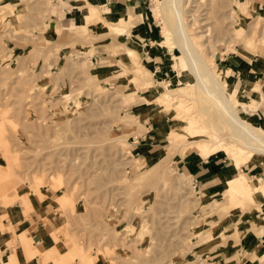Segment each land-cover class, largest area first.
<instances>
[{
	"label": "rangeland",
	"instance_id": "374dc122",
	"mask_svg": "<svg viewBox=\"0 0 264 264\" xmlns=\"http://www.w3.org/2000/svg\"><path fill=\"white\" fill-rule=\"evenodd\" d=\"M55 1L0 0V168L5 165L9 171L8 181L0 183V204L14 205L20 198L9 203L3 202V197L8 199L19 191L24 192V199L34 197L35 202L54 204L52 216L58 222H50L52 237L69 249L60 253L58 263L76 264L79 257L73 258L70 253L76 247L85 252L84 258L93 257L96 264H208L194 246L222 236V231L217 234L212 226V216L218 212L222 217L231 208L256 201L227 192L223 196L230 204L222 213L217 205L204 208L206 199L198 196L193 177L180 160L190 156L188 159L196 162L208 157L186 146H170L206 138L174 141L169 133L173 129L185 132V116L197 118L209 129L210 119L216 123L219 118L214 106L205 117L199 98L189 90L167 109L157 101V89L144 85L149 81L152 87L161 85L160 91L174 95L180 82L186 87L196 84L181 49L174 43L162 4L159 0L148 2L153 25L156 28L159 24L161 35V41L154 37L153 42L169 53L167 63L174 76L170 85V80L157 81L159 76L143 64L140 53L135 59L129 56V61L103 67L111 70L104 75L96 58L105 48L128 53L122 42L89 29L97 20L89 22L91 3L87 0L85 25L72 29L84 40L70 41L68 44L80 48L61 56L64 43L55 40L61 28L51 24L58 11ZM100 5H93L99 15H109ZM262 9L264 12V5ZM247 10L249 13L241 0H184L188 33L213 71L223 70L221 64L229 66L224 61L228 52H244L252 60L264 46V18L251 11L250 3ZM96 25L111 28L100 22ZM120 26L126 28L124 23ZM248 34L253 41L245 39ZM54 53L57 57L50 62ZM57 62L58 67L52 70ZM135 62L149 75L131 71ZM228 74L223 70L218 77L230 97ZM233 77L230 71L228 78L233 81ZM238 101L242 119L264 130V120L252 116L249 101H243L240 92ZM183 102L191 107L189 113L178 108ZM139 103L148 109L132 111L131 106ZM260 107L264 102L255 110ZM141 109L150 112L139 118ZM129 112L137 113L136 117ZM156 125H164L167 131ZM146 132L162 136H153L150 144L154 145L143 152L148 147L138 149L136 145L140 144L138 137ZM211 158L229 166L224 175L225 189L229 174L243 175L241 169L245 167L264 166V155L255 154L240 166H235L224 152ZM10 167L17 175H11ZM25 205L28 212L32 211Z\"/></svg>",
	"mask_w": 264,
	"mask_h": 264
},
{
	"label": "crops",
	"instance_id": "0c3cea01",
	"mask_svg": "<svg viewBox=\"0 0 264 264\" xmlns=\"http://www.w3.org/2000/svg\"><path fill=\"white\" fill-rule=\"evenodd\" d=\"M87 1L93 5L100 2L102 4L100 8L109 11V15L102 14L101 17L96 8L97 6L95 5V7L90 4L91 12H87L89 22L92 20L96 21L98 18L97 22L100 21V23L111 27H98L96 25L97 22H93L91 26H88L94 32L93 34H107V37L111 41L122 42L124 47H126L127 53L129 51L135 52L136 55L140 53L143 55V64L145 66L147 65L159 76L157 81L170 80V85L174 76L170 73L172 70L169 69L170 65L167 63L169 53L162 52L161 48L157 47L153 42L154 37L161 41V35L159 24L157 23L156 28L153 25L154 22L150 15V6L148 3L149 0ZM55 3L58 11L55 14L56 16L52 17L51 24L61 28L55 40L64 43V46L60 49V54L61 56H66L68 50L71 51L73 48H80L77 44H68L70 41L84 40L83 37L73 30L85 25L84 11L86 2L85 0H62V2L56 0ZM241 3L246 13H249L247 8L250 3L251 11L253 10L264 18V12H262L264 4L261 0H241ZM120 23H124L126 28L120 26ZM242 26L241 23L240 27ZM123 29L124 32H121ZM118 31L120 33L116 34ZM82 35L86 36L85 34ZM251 35L248 34L245 39L247 41H253ZM261 39L264 42V34ZM129 56V54L126 55L125 51L123 54L113 53L108 48H105L99 57L96 58V61L98 66L103 68L113 63L118 64L121 61H129ZM55 57H57L55 53L52 54L50 62L55 61ZM252 57L253 59L249 60L244 52L240 54L228 52L224 56V61H227L229 66L224 67L220 64L224 68L223 70L229 71V74L231 71L234 75L233 81L228 78L229 74L226 78L230 97L237 101L238 104V93L240 92V97L243 101H249L250 103H247L250 107L252 105L256 106L254 109H250L249 107V112L252 113V116L254 118L258 116L259 120L263 121L264 107L255 109L264 102V46L260 47V53H255ZM58 63L60 62L52 65L51 69L57 68ZM102 71L105 76H108L111 70L109 68H103ZM233 85L234 89L232 88ZM133 95L128 97L129 103ZM251 100L253 101L251 102ZM144 105L141 103L137 106L132 105V111H137L143 108ZM144 109L148 108L144 107ZM144 112L149 113L150 111L141 109L138 113L139 118L144 115ZM129 114H133L135 117L137 115L134 112H129ZM149 122L151 123L153 120ZM164 125L156 126L162 127L167 131ZM150 127L152 129L154 126L150 124ZM153 136L162 135H159L158 132H146L138 137L140 144L136 145V147L138 149L148 147L143 152L149 151L154 145V143L150 144V141H153L151 140ZM145 140L148 143H142ZM211 156L207 159L197 160L196 162L188 159L189 156L185 160H180V162H183V165H181L182 168L192 175L196 192L199 194L198 196L205 197L206 202L203 203L204 208L206 207L208 209L217 205L218 210L222 213V210L230 204V200H227L223 196L228 191V186L227 189L224 187V175L228 172L226 169L229 166L219 159L211 158ZM241 170L242 174L254 186L259 185V180L264 182V166L255 168L252 165ZM10 173L12 174L11 171ZM8 175L9 171L7 167L2 165L0 168V183L8 181ZM22 193L24 192L19 191L17 195L8 196V199H5V196L3 197V202L9 201V203L11 200L14 201L15 197L20 198L11 207L0 204V264H54L55 262L62 264L58 263L60 260L59 255L61 252L69 251V249L57 237H52L50 222H58L57 217L52 216L53 208L55 207L54 204L50 203L47 205L35 202L34 197H26L24 199ZM21 199H24L25 204H27V207L32 208V211L28 212L25 209L26 205ZM52 199L50 197V200ZM255 201L249 202L244 206H239L238 208H231L229 213L222 217L218 212L212 216L214 218L211 222H214L212 226H214L216 233L218 234L222 231L223 234L212 239L208 238L206 241H200L194 246L195 251L202 254L205 262L208 264H264V195L257 193L255 195ZM45 217L49 219L48 222H46ZM193 239H196V237ZM70 253L73 255V258L74 256L79 257V259H76V264H96L93 257L89 256V260L84 258L83 254L85 252L83 253L81 249L74 247L70 250Z\"/></svg>",
	"mask_w": 264,
	"mask_h": 264
},
{
	"label": "bare ground",
	"instance_id": "6f19581e",
	"mask_svg": "<svg viewBox=\"0 0 264 264\" xmlns=\"http://www.w3.org/2000/svg\"><path fill=\"white\" fill-rule=\"evenodd\" d=\"M159 1L164 9V19L169 20L168 23L171 24L172 29L170 32L174 36V43L181 49L190 72L195 77L196 84L191 87H186L180 82L178 93L174 95L160 91L161 85H154L152 87L153 84L149 81L144 85L147 88L157 89L159 95L156 99L161 104L166 105L167 109H169L168 107H172L178 98L189 90L199 98V101L203 105L201 112L205 117L209 113L208 110L214 106V110L217 112L219 118L216 123H213L210 119L212 129H209L207 126L201 124L197 118L185 116L184 119L187 122V126L183 128L185 132L178 133L177 130L173 129L169 133L174 141L177 142L178 140L187 138L196 139L197 137L206 138L191 143L182 141L179 145L171 144L170 146L176 149L186 146L193 152L197 151L204 158L215 153L224 152L231 158L235 166H240L248 162L255 154L264 155V130L242 119L237 111V101L232 100L227 95L226 89L218 77V74L223 70L221 69L219 72L213 71L199 51L194 47L185 22L184 0ZM94 13L96 12L94 11ZM128 54L132 59L136 58L135 52L129 51ZM131 71L149 75L137 62L133 64ZM167 88L165 84L164 90H167ZM178 108L184 113L191 111V107L185 104V102L179 104ZM10 168H12L10 170L12 172L11 175H17L13 167ZM141 170L144 171L145 169ZM227 184V192L234 194L236 197L244 196L250 201H255V195L257 193L264 195V182L262 180H259L258 186H254L251 185L250 180L245 175L229 174Z\"/></svg>",
	"mask_w": 264,
	"mask_h": 264
}]
</instances>
